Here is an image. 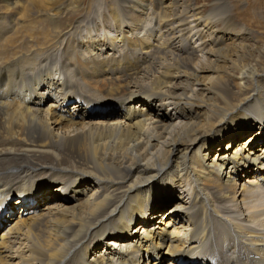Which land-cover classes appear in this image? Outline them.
Segmentation results:
<instances>
[{
	"label": "bare ground",
	"instance_id": "obj_1",
	"mask_svg": "<svg viewBox=\"0 0 264 264\" xmlns=\"http://www.w3.org/2000/svg\"><path fill=\"white\" fill-rule=\"evenodd\" d=\"M154 1L0 0V264H264V0Z\"/></svg>",
	"mask_w": 264,
	"mask_h": 264
},
{
	"label": "rangeland",
	"instance_id": "obj_2",
	"mask_svg": "<svg viewBox=\"0 0 264 264\" xmlns=\"http://www.w3.org/2000/svg\"><path fill=\"white\" fill-rule=\"evenodd\" d=\"M83 2H84V4H85V6H84V8H83V11L86 13V15H89V14H93V13H95V12H99V13H104V14H108V13H111V14H117V13H119L120 12V8H119V0H82ZM134 1H136V2H140L141 0H134ZM152 1H154V0H144V2L145 3H147V5H150L151 4V2ZM250 1H254V0H250ZM155 2V1H154ZM153 2V7L151 6L150 8H149V13H151V14H153L154 12H155V6H156V4ZM194 3L197 5V6H199V7H201L202 9H201V13L202 14H204L205 16L206 15H208L209 14V8H208V4H209V2H208V0H194ZM152 8V9H151ZM153 8H154V10H153ZM0 13L1 14H6L7 13V11H6V8L4 7V5H1L0 6ZM223 13V9L220 11V12H218V13H216V14H213V15H211V17H219L221 14ZM156 15V14H155ZM150 17L152 18L153 16L152 15H150ZM202 24V25H201ZM203 22L201 23L200 22V26L201 27H203ZM6 25V23H3V22H0V26H5ZM204 26H205V24H204ZM200 27V28H201ZM204 28V27H203ZM204 30V29H203ZM146 31L147 32H149V29H148V27L147 28H145L144 27V33H146ZM16 38L18 39V41H19V45L17 46V48L18 49H20L22 46H24L25 44H28L32 49H34L36 46H37V44L33 41V40H31L29 37H27L25 34H23V33H18L17 35H16ZM2 39L4 40L5 39V36H2ZM18 41H17V43H18ZM121 45V44H120ZM118 49H124V47H122L121 46V48H119V46H118ZM14 51V50H13ZM40 52L38 51V50H36L35 51V53L32 55V57H35V55L36 54H39ZM116 53V56L118 55L117 54V52H115ZM43 54V53H42ZM101 54V55H100ZM99 55L100 56H104L101 52H99ZM40 56H42V55H40ZM39 56V57H40ZM68 57H69V59L71 60V65L70 66H68V68H70V69H73V70H75V72H74V74H77V71H78V69H77V67H78V62H77V60H76V55H72V54H68ZM89 59V58H88ZM209 76V75H208ZM50 101H48L47 103H49ZM96 108H98V109H100V108H103V104H100L98 107H96ZM249 124H251V122H244V124H243V127L241 128V130H238L237 132H236V135L237 136H241V135H243L244 137L240 140V142L239 143H237V145L239 144L240 145V143H242L245 139H246V137H248V136H250V135H256V129H254V128H251V129H249V130H245V128L247 127V125H249ZM231 129L232 130H237V127L235 126V125H231ZM225 135V132H221L220 133V138L222 137V136H224ZM203 143H205V141L203 140V141H200L199 142V144H203ZM229 145V146H236L235 145V140H234V142H229V141H224L223 143H222V145H221V147H215L214 149H213V151H212V153L211 154H209L208 156H207V162L208 163H210V160H212L213 158H214V155H217V153H219L220 151H222V149H225L226 148V145ZM198 147V146H197ZM195 149V148H194ZM258 148H255V153H258L256 150H257ZM217 150V151H216ZM228 150H230V148L228 149ZM228 150H224V152H227ZM251 163V162H250ZM247 163V165H246V167H251V168H254V163ZM248 177H251V176H248ZM245 178H246V176H243L242 177V179L241 180H245ZM257 178V177H256ZM50 184H52V183H54L53 181H48ZM237 182V181H236ZM93 187V186H92ZM91 187V188H92ZM94 188V187H93ZM49 192H56V191H54V188H52V189H50L49 190ZM48 194V193H47ZM67 198H72V195H70L69 194V196L67 197ZM16 215H19V213L17 214L16 213ZM3 225L0 227V234H2L3 233V231L5 230V228H7V222H4V223H2ZM3 230V231H2ZM100 243L101 244H103V240L102 241H100ZM100 247H103V246H100ZM102 249V248H101ZM97 250H99V249H97ZM95 254H98V252H94ZM92 254H90V256H91ZM145 260L146 259H144L143 260V264H144V262H145ZM151 262H152V259H151Z\"/></svg>",
	"mask_w": 264,
	"mask_h": 264
}]
</instances>
